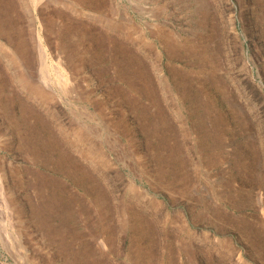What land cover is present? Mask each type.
<instances>
[{"label": "rangeland", "instance_id": "rangeland-1", "mask_svg": "<svg viewBox=\"0 0 264 264\" xmlns=\"http://www.w3.org/2000/svg\"><path fill=\"white\" fill-rule=\"evenodd\" d=\"M0 264H264V0H0Z\"/></svg>", "mask_w": 264, "mask_h": 264}]
</instances>
